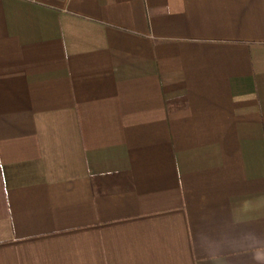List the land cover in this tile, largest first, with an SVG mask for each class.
<instances>
[{"label": "crops", "instance_id": "obj_1", "mask_svg": "<svg viewBox=\"0 0 264 264\" xmlns=\"http://www.w3.org/2000/svg\"><path fill=\"white\" fill-rule=\"evenodd\" d=\"M0 264H264V0H0Z\"/></svg>", "mask_w": 264, "mask_h": 264}]
</instances>
